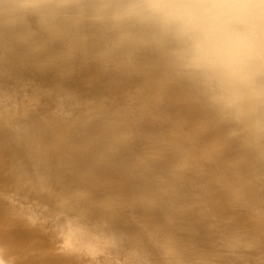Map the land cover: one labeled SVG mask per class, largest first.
I'll return each mask as SVG.
<instances>
[{
    "label": "clouds",
    "instance_id": "obj_1",
    "mask_svg": "<svg viewBox=\"0 0 264 264\" xmlns=\"http://www.w3.org/2000/svg\"><path fill=\"white\" fill-rule=\"evenodd\" d=\"M145 45L165 50L173 78L207 117L147 103L157 167L114 174L79 117L69 126L71 114L53 109L45 120L24 103L40 92H82L101 112L127 109L120 100L131 88L120 98L103 89L116 80L114 65H131ZM0 75L6 133L45 144L70 183L88 174L193 230L223 233L221 206L252 215L264 204V175L250 180L243 160L251 147L264 167V0H0Z\"/></svg>",
    "mask_w": 264,
    "mask_h": 264
},
{
    "label": "bare ground",
    "instance_id": "obj_2",
    "mask_svg": "<svg viewBox=\"0 0 264 264\" xmlns=\"http://www.w3.org/2000/svg\"><path fill=\"white\" fill-rule=\"evenodd\" d=\"M114 67L116 80L103 91L120 98L122 89L131 88L134 95L120 100L129 103L127 109L101 112L97 101L82 92H40L24 103L45 120L53 109L58 118L71 114L69 126L79 117L77 125L89 143L109 151L114 174L133 166L157 167L163 161L151 144L154 124L145 119L147 103L161 110L176 106L201 121L207 117L173 78L164 49L138 46L131 65ZM126 71L138 75L129 80L122 74ZM5 79L0 75V85ZM2 113L0 106V264H264V223L259 220L264 204L255 205L252 215L221 206L229 222L223 233L193 230L88 174L66 181L45 144L6 133ZM243 160L250 180L264 175L251 147L245 148ZM238 195L254 203L246 192Z\"/></svg>",
    "mask_w": 264,
    "mask_h": 264
}]
</instances>
